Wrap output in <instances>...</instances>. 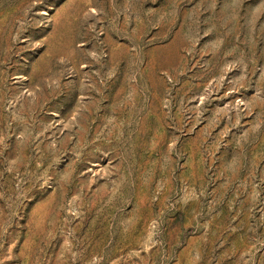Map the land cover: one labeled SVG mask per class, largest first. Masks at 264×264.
<instances>
[{
    "label": "rangeland",
    "instance_id": "obj_1",
    "mask_svg": "<svg viewBox=\"0 0 264 264\" xmlns=\"http://www.w3.org/2000/svg\"><path fill=\"white\" fill-rule=\"evenodd\" d=\"M0 264H264V0H0Z\"/></svg>",
    "mask_w": 264,
    "mask_h": 264
}]
</instances>
